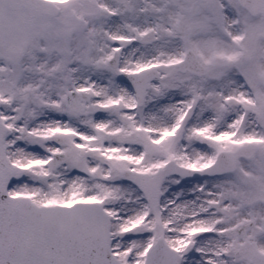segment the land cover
I'll return each mask as SVG.
<instances>
[{
    "label": "snow or ice",
    "instance_id": "6c2138e0",
    "mask_svg": "<svg viewBox=\"0 0 264 264\" xmlns=\"http://www.w3.org/2000/svg\"><path fill=\"white\" fill-rule=\"evenodd\" d=\"M0 264H264V0H0Z\"/></svg>",
    "mask_w": 264,
    "mask_h": 264
}]
</instances>
